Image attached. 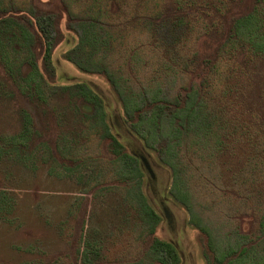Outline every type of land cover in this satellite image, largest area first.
Returning <instances> with one entry per match:
<instances>
[{"label":"rangeland","instance_id":"1","mask_svg":"<svg viewBox=\"0 0 264 264\" xmlns=\"http://www.w3.org/2000/svg\"><path fill=\"white\" fill-rule=\"evenodd\" d=\"M171 2L165 0L168 16ZM37 3L41 12L54 13L58 21L51 36V62L43 63L41 44L33 47L40 55L38 68L42 78L35 75L34 82L25 80L22 58H15L11 50L8 60L0 61V264H47L56 257L62 259L58 264H78L74 243L91 227L111 228L110 238L105 241L110 251L122 248L127 241L126 235L114 236L117 232L114 227L121 219L116 211L120 208V195L108 198L103 194L93 206L92 195L87 192L89 184L110 180L111 169L108 167L99 178L95 166L80 161L103 150L105 144L78 111V102L83 97L76 86L82 83H89L103 97V119L138 159L137 165L144 168L142 190L162 216L156 235L176 245L181 264H208L201 233L191 222V212L172 191L174 172L164 144L151 146L132 130L122 100L105 75L85 72L66 59L79 35L68 29V15L62 2L37 0ZM254 4L255 0H233L228 4L227 17L250 13ZM83 7L76 8L79 15L83 14ZM201 33L197 42L200 59H213L223 36L215 32L204 34L206 27ZM192 37L191 41L197 35ZM163 38L159 35V39ZM124 41L122 55L112 57H116L115 65L120 62L128 68L124 66L128 61L125 57L130 58L133 49L147 43V39L129 35ZM160 52L144 48L136 55L135 71L141 80L150 77L163 63L161 57L168 66L174 65L169 53ZM231 60L229 66L235 69L229 70L235 74L229 72V81L219 87L228 93L219 94L213 106L228 122L224 145L212 149L207 146L200 151H193V147L175 161L178 167L184 162L190 166L184 174L188 203L222 247L236 241L238 230H257L259 211L255 209L258 201L264 204V54L254 55L248 63L238 54ZM199 71L204 75L202 69ZM132 77L138 80L135 85L142 82L137 76ZM163 84L165 90L171 89L168 81ZM29 114L32 127L28 134L23 133V125ZM97 115L94 117L98 119ZM141 156L148 160L154 177ZM71 158H78L80 163L73 171L63 168V164L73 161ZM82 217H85L84 230Z\"/></svg>","mask_w":264,"mask_h":264},{"label":"trees","instance_id":"2","mask_svg":"<svg viewBox=\"0 0 264 264\" xmlns=\"http://www.w3.org/2000/svg\"><path fill=\"white\" fill-rule=\"evenodd\" d=\"M60 1L68 15V29L79 35L78 43L68 51L66 59L85 72L105 75L122 100L132 130L151 146L164 144V152L169 153V164L174 172L172 191L191 212V222L201 233L208 264H264L262 201H258L255 209L259 211L255 216L257 230H238L236 241L222 247L188 203L184 174L190 166L184 162L178 167L175 163L176 159H182L181 153L188 154L193 147V151H200L207 146L212 149L224 145V128L228 122L221 113L213 110L214 102L219 94L225 96L228 93L219 87L229 81V72L235 74L229 70L235 69L229 66L231 59L235 60L238 54L242 55L244 63H248L254 55L264 54V0H255L250 13L231 15L230 19L227 17L228 4L233 0H172L169 16L165 12V0H133L132 3L129 0ZM81 5L84 6L83 14L79 15L76 8ZM40 10L37 0H0V61L6 62L11 50L15 58H22L26 71L24 79L29 82H34L35 75L42 78L38 68L40 55L46 65L51 62V36L58 23L54 13ZM203 27H206L204 34L215 32L222 34L224 39L217 46L213 59H200L197 42ZM193 34L197 37L191 41ZM129 35L146 38L147 43L135 47L130 58L125 57L128 59L124 64L128 68H125L120 62L115 65L116 57L112 56L122 55L120 49L124 37ZM159 35L164 38L159 39ZM39 44L42 52L38 56L33 47ZM144 48L169 53V60L174 59V65L168 66L161 57L163 63L150 77L141 80L136 74L134 59ZM201 69L204 75L199 74ZM132 75L142 81L138 86L134 84L138 80ZM163 80L169 82L171 89L163 88ZM76 88L83 97L78 102V111L85 115L84 121L90 125L93 134L100 135L105 141L103 150L82 157L80 161L95 166L99 178L104 170L111 169L108 172L110 180H97L93 186L89 184L87 192L92 195L93 206L103 194L108 198L120 195V208L116 211L121 214V219L114 227L117 229L114 236L123 234L127 237L122 248L110 251L105 242L111 235L109 226L86 229L87 232H82L74 243L78 264H181L176 245L156 235L162 216L150 205L142 190L144 168L137 165L138 159L103 119V97L89 83L79 84ZM96 113L98 119L94 117ZM31 118L29 114L23 133L29 134ZM71 159L69 165L63 164L64 169L73 171L80 165L78 158ZM84 226L85 217H82V230ZM112 241L116 243V240ZM59 261H62L61 257H56L53 263L47 264H58Z\"/></svg>","mask_w":264,"mask_h":264},{"label":"water","instance_id":"3","mask_svg":"<svg viewBox=\"0 0 264 264\" xmlns=\"http://www.w3.org/2000/svg\"><path fill=\"white\" fill-rule=\"evenodd\" d=\"M142 162L145 165V168L147 169V171L150 173L151 177H154V173L153 170L148 162V160L146 159V157L141 156Z\"/></svg>","mask_w":264,"mask_h":264}]
</instances>
